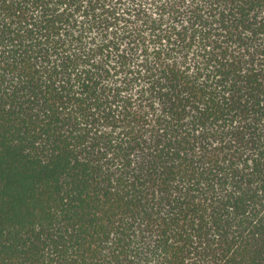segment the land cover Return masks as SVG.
Segmentation results:
<instances>
[{"label": "trees", "instance_id": "1", "mask_svg": "<svg viewBox=\"0 0 264 264\" xmlns=\"http://www.w3.org/2000/svg\"><path fill=\"white\" fill-rule=\"evenodd\" d=\"M0 264H264V0H0Z\"/></svg>", "mask_w": 264, "mask_h": 264}]
</instances>
